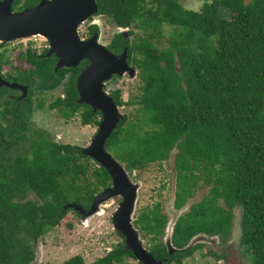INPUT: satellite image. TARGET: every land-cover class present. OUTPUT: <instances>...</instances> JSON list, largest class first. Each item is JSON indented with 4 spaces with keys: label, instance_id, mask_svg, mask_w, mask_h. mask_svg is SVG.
Wrapping results in <instances>:
<instances>
[{
    "label": "trees",
    "instance_id": "trees-1",
    "mask_svg": "<svg viewBox=\"0 0 264 264\" xmlns=\"http://www.w3.org/2000/svg\"><path fill=\"white\" fill-rule=\"evenodd\" d=\"M36 1L26 0L18 9ZM97 3L99 15L129 27L127 35L116 32L108 48L117 54L128 48L142 83L127 102L120 89L110 91L119 105L138 103L140 116L124 115L106 149L130 173L169 160L176 149L177 209L200 186L210 185L175 222L173 253L164 241L168 216L161 201L141 209L133 222L148 239L146 248L166 264H183L199 247H187L193 237L227 240L239 208L240 244L248 264H264V0H203L199 10L180 0ZM166 25L171 27L167 42ZM24 55L37 67L40 94L58 88L69 73L65 95L51 108L67 118L81 111L83 124H100L102 113L78 101L76 81L88 60L54 71L52 57L31 49ZM43 107L42 99L24 105L30 111ZM23 125L24 139L34 144L25 145L14 159H0V264H31L36 238L74 210L65 209L66 203L88 208L95 195L112 185L108 171L83 154V147L57 143L39 131L32 140L27 119ZM129 258L137 260L123 239L90 264H131ZM63 264L87 262L77 254Z\"/></svg>",
    "mask_w": 264,
    "mask_h": 264
},
{
    "label": "rangeland",
    "instance_id": "rangeland-1",
    "mask_svg": "<svg viewBox=\"0 0 264 264\" xmlns=\"http://www.w3.org/2000/svg\"><path fill=\"white\" fill-rule=\"evenodd\" d=\"M180 2L185 7L194 10L201 9L203 5V0H180ZM91 23L98 25L100 41L104 44H109L113 35L122 29L105 15L94 16L92 22L86 20L80 25L79 31L82 38L86 36L88 25ZM166 30L168 33L165 41L167 42L171 27L166 25ZM45 42L44 37L34 36L0 45V52L6 50L8 57V62L5 63L6 69L14 70L26 62L23 55L21 58L18 57L20 51H25L29 47L35 50L36 47L43 49L42 45ZM12 66L14 67L9 69ZM141 84L137 69L135 77H131L128 73L118 76L116 80L107 84L106 90L110 92L116 88L120 89L123 101L127 102L140 92ZM63 91V88L59 86L53 91L36 93L39 95L35 99V103L42 99L44 107L35 108L34 114L31 116L33 129H40L58 143L86 147L91 143L99 125L94 123L83 124L81 111L67 118L59 112L57 107L51 108L50 103L55 101L58 96H64ZM139 106L135 102L125 103L120 105V111L135 120L140 116L137 110ZM176 153L177 150L174 149L169 160L162 163H151L140 171L129 172L132 180L140 184L134 219L141 209L161 201L163 212L168 216L164 236L166 243L169 242L171 229L178 217L188 212L192 204L199 202L210 190V185L204 184L197 189L195 195L189 198L182 208L177 209L174 206L176 198ZM121 201V196L113 197L101 205L99 213L89 217H82L74 210H70L56 227L44 236L36 238V258L31 264H63L64 261L77 254H81L87 264H90L106 255L109 250L124 239L115 229L112 219ZM219 202L223 206L226 205L224 199H220ZM234 213L229 242L221 241L218 236L200 234L192 241L193 245L199 244L198 249L192 256L185 258L183 264H248L244 247L240 244L241 210L236 208ZM140 237L144 246L148 247V239L141 232ZM129 261L131 264H138L136 259L129 258Z\"/></svg>",
    "mask_w": 264,
    "mask_h": 264
},
{
    "label": "water",
    "instance_id": "water-1",
    "mask_svg": "<svg viewBox=\"0 0 264 264\" xmlns=\"http://www.w3.org/2000/svg\"><path fill=\"white\" fill-rule=\"evenodd\" d=\"M98 12L97 0H41L37 5L18 12L12 11L10 0H0V41L14 42L44 36L50 43L49 54H55L58 58L57 69L77 67L88 60L76 81L78 101L90 105L93 112L100 111L102 120L91 143L83 147L82 152L108 171L112 185L95 195L89 208L77 202L66 203L64 208H72L82 217H89L99 213L106 201L121 196L122 201L112 219L115 229L124 237L127 248L143 264H166L156 259L144 246L133 222L140 184L132 180L124 164L106 149L107 140L124 119V114L115 98L105 89V82L113 75L128 73L135 77L137 69L129 62L127 47L121 53L112 52L108 44L100 41L98 32L88 39L82 38L80 25L90 17L99 16ZM120 28L118 32L128 34L129 27ZM171 235L167 245L169 252L173 253L177 248L172 243ZM193 239L187 247L193 246Z\"/></svg>",
    "mask_w": 264,
    "mask_h": 264
},
{
    "label": "flooded vegetation",
    "instance_id": "flooded-vegetation-1",
    "mask_svg": "<svg viewBox=\"0 0 264 264\" xmlns=\"http://www.w3.org/2000/svg\"><path fill=\"white\" fill-rule=\"evenodd\" d=\"M25 1L26 0H10L12 11L18 12L27 7L35 6L41 0H37L36 3H34V5L24 7L21 10L18 9V7H21L25 4ZM93 18L94 16L90 17L87 21L92 22ZM95 26L96 24H93V23L88 25L87 34L84 37V39L90 38L92 35H94L95 32L99 33L100 31L99 27H97L98 28L97 29ZM90 28H91V31H90ZM0 45H6V42L0 41ZM42 47L44 48L40 49L36 47L37 48L36 50L29 47L25 49V51L23 50L20 51L18 53V57L21 58L23 55L27 63L25 62L22 65H19V67H16L14 70H11V71L6 69L5 67V63L8 62V57L6 56L7 54L6 50L3 52H0V159H14L15 156L23 154L25 145L29 147V146H32V144H34V141L31 142L30 144L29 139L28 140L24 139L25 128H24L23 123L25 119H27V124H29V128L26 130V134L28 138H31L32 140H34V133L37 130L39 132H42L40 129H37V130L33 129L34 127H33V124L31 123V118H32L31 116L34 114L35 109L30 111L29 109L24 108L25 103L31 104V102H33V106L37 104V102L35 103V99H37L39 95V94H36V93H39V90L37 89V85L39 82V75L35 73L37 67L34 63L29 62L27 60V56H25L24 54L29 49H31L33 53H37L40 56L52 57L54 59V66H53L54 71H57L58 69L63 68V67H60L58 69L56 68L58 58L56 57L55 54H49L50 43L47 39H46L45 44L42 45ZM13 67L14 66L10 67L9 69H12ZM30 72L32 74H28ZM25 76H27V79H25ZM68 77H69V73H67L66 78L63 80V83H61L59 86L64 88V84L66 80L68 79ZM116 78L118 77H116V75H113L109 80H107L105 82V89L108 87L107 84H109L111 81L116 80ZM20 86H23V87H20ZM53 90H46L44 92L53 91ZM44 134L49 136L46 133ZM49 138L52 139L50 136ZM77 214L80 215L79 213ZM230 235L231 233L229 234L227 240H222L221 238L220 240L223 242H229Z\"/></svg>",
    "mask_w": 264,
    "mask_h": 264
},
{
    "label": "bare ground",
    "instance_id": "bare-ground-1",
    "mask_svg": "<svg viewBox=\"0 0 264 264\" xmlns=\"http://www.w3.org/2000/svg\"><path fill=\"white\" fill-rule=\"evenodd\" d=\"M42 35V34H41ZM40 36V35H39ZM42 37H44V36H42Z\"/></svg>",
    "mask_w": 264,
    "mask_h": 264
}]
</instances>
